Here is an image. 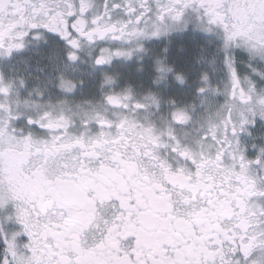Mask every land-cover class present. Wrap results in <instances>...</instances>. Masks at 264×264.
Here are the masks:
<instances>
[{
    "label": "snow or ice",
    "instance_id": "6c2138e0",
    "mask_svg": "<svg viewBox=\"0 0 264 264\" xmlns=\"http://www.w3.org/2000/svg\"><path fill=\"white\" fill-rule=\"evenodd\" d=\"M0 264H264V0H0Z\"/></svg>",
    "mask_w": 264,
    "mask_h": 264
}]
</instances>
